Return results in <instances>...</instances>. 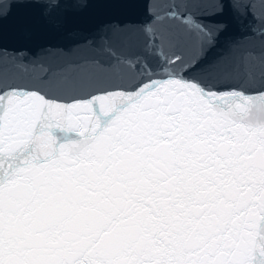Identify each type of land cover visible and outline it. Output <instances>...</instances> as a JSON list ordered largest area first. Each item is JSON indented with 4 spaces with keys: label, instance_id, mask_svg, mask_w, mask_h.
Listing matches in <instances>:
<instances>
[{
    "label": "snow or ice",
    "instance_id": "snow-or-ice-1",
    "mask_svg": "<svg viewBox=\"0 0 264 264\" xmlns=\"http://www.w3.org/2000/svg\"><path fill=\"white\" fill-rule=\"evenodd\" d=\"M0 264H264V0H0Z\"/></svg>",
    "mask_w": 264,
    "mask_h": 264
}]
</instances>
